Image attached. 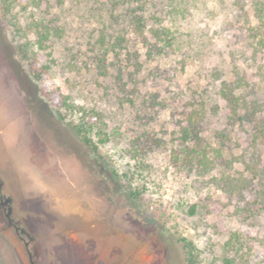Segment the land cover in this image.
<instances>
[{"label":"rangeland","instance_id":"374dc122","mask_svg":"<svg viewBox=\"0 0 264 264\" xmlns=\"http://www.w3.org/2000/svg\"><path fill=\"white\" fill-rule=\"evenodd\" d=\"M194 1L186 17L170 12L165 20L185 45L184 69L172 68L182 54L149 59L142 41L129 35V51L138 50L149 76L143 91L166 95L193 82L223 107L219 81L210 73L218 68L230 75L234 54L247 59L240 63L264 100V53L250 45L245 30L247 21L258 22L252 6L242 8L245 0ZM158 3L165 8L167 0ZM109 6V0H0V187L24 199L33 227L35 221L45 225L36 245L38 263L189 264L186 239L197 257L191 264H222L225 256H235L238 264H264V213L246 220L238 212L244 203L210 177L198 180L176 166L172 150L180 135L169 110H160L148 125L137 122L138 112L120 99L113 77L102 74L94 48L103 32L106 41L112 39ZM167 67L168 73L157 71ZM81 125L91 142L78 131ZM223 127L238 157L237 175L244 169L242 155L253 151L247 127L220 119L208 130ZM148 128L167 143L147 153L141 165L124 148ZM69 179L93 213L79 216L58 206L57 199L69 194ZM35 200L49 204L50 212L33 207ZM23 248L0 224V264H30Z\"/></svg>","mask_w":264,"mask_h":264},{"label":"trees","instance_id":"16d2710c","mask_svg":"<svg viewBox=\"0 0 264 264\" xmlns=\"http://www.w3.org/2000/svg\"><path fill=\"white\" fill-rule=\"evenodd\" d=\"M164 1L109 0L108 24L114 30V41H106V33L103 32L99 45L94 48V59L103 75L113 77L120 99L129 102L132 109L138 112L137 122L142 121L144 125H148L155 120L160 110H169L171 121L176 127L174 132L180 135V145L172 150L174 164L187 170L198 180H203L205 176L210 177L211 182L228 196L236 197L244 203V206L238 207L239 214H244L246 220L254 219L264 213V100L257 96L255 84L240 63L243 60L247 64V59L235 57L234 54L230 75L218 68L209 70L212 71L210 74L213 79L219 81L217 94L225 101L223 107L212 101V93L207 87L193 82L182 88L169 90L166 95L143 91L141 84L149 76L138 50L129 51L130 34L142 41L149 59L182 54V58L177 59L176 66H172L175 70L184 69L188 59L186 53H181L184 52L185 45L165 20L170 12L186 17L189 8L196 5L195 1L167 0L166 7L160 8L158 2ZM243 2L242 8L245 4H250L258 19L255 25L246 22L245 30L250 45L264 53V0ZM123 50H126L124 57ZM110 54H114L112 62H109ZM123 60L127 65L122 66ZM110 64L115 71H111ZM157 71L161 75L168 73L170 69L158 68ZM217 119L223 120L227 126L240 124L247 127L246 133L253 151L251 154L242 155L239 162L244 165V169L237 175L232 171L238 157L229 148L230 145L226 144L230 135L227 127L214 129L213 133L208 130V126L218 121ZM78 131L83 134L86 142H91L87 128L81 125ZM134 140L132 148L125 147L124 150L134 153L135 159L141 165L144 164L147 153L167 143L152 128L142 130ZM194 212L195 209L192 210ZM182 240L185 242L184 247L189 246L188 263H197L194 245L187 243L186 239ZM229 245L230 242L226 246ZM222 264L238 263L235 256H225Z\"/></svg>","mask_w":264,"mask_h":264},{"label":"flooded vegetation","instance_id":"af4514ba","mask_svg":"<svg viewBox=\"0 0 264 264\" xmlns=\"http://www.w3.org/2000/svg\"><path fill=\"white\" fill-rule=\"evenodd\" d=\"M66 187L69 194L64 192V196H60L57 199V204L69 213H77L81 216L82 213L90 212L93 213L92 203L85 200L82 196V191L76 186V183L71 182L70 179L66 181ZM36 194L38 195L40 189L39 186L35 188ZM82 193V194H81ZM15 191L4 192L0 187V224L4 233L11 234L19 239L23 244V249L30 264H39V258L37 259L36 245L41 242L42 236L45 233V225L35 221V227L32 226V222L27 221L26 206L24 199L17 195ZM30 204L33 207L40 208L42 206L40 200L31 201ZM42 207H45L44 205ZM44 209V208H43ZM45 210L49 213V204L45 207ZM26 219V220H25ZM26 222V224L24 223ZM33 229V233L31 230ZM48 235V241L50 242V235ZM50 246V245H49ZM36 260V261H35Z\"/></svg>","mask_w":264,"mask_h":264}]
</instances>
